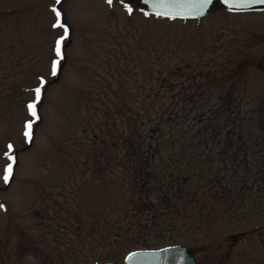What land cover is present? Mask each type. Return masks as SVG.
<instances>
[{"label":"rangeland","instance_id":"1","mask_svg":"<svg viewBox=\"0 0 264 264\" xmlns=\"http://www.w3.org/2000/svg\"><path fill=\"white\" fill-rule=\"evenodd\" d=\"M50 1L0 0V264L122 263L128 243L106 242L97 232L106 230L102 224L91 229L92 220L107 224L121 202L118 183L94 173L96 150L103 148L93 139L109 129L116 105L143 100L126 94L137 91L138 58L151 60L162 47L175 60L225 56L235 77L224 87L244 106L264 109V10L230 13L215 3L198 19L128 21L95 0H66L62 23L71 35L53 76L55 40L64 28L52 27ZM40 76L47 83L35 119L27 105ZM29 119L35 120L30 142L23 137ZM9 142L16 163L5 183ZM241 233L248 234L236 241ZM180 243L197 264H264V212L190 231Z\"/></svg>","mask_w":264,"mask_h":264},{"label":"trees","instance_id":"2","mask_svg":"<svg viewBox=\"0 0 264 264\" xmlns=\"http://www.w3.org/2000/svg\"><path fill=\"white\" fill-rule=\"evenodd\" d=\"M155 53L138 58L137 91L126 92L141 103L116 105L109 129L93 139L103 148L94 173L118 183L121 202L107 224L91 221L92 233L106 226L97 232L110 244L126 241L127 253L181 244L190 231L264 212V109L244 106L224 87L235 77L227 57ZM118 80L124 86L123 75Z\"/></svg>","mask_w":264,"mask_h":264},{"label":"snow or ice","instance_id":"3","mask_svg":"<svg viewBox=\"0 0 264 264\" xmlns=\"http://www.w3.org/2000/svg\"><path fill=\"white\" fill-rule=\"evenodd\" d=\"M61 0H56V3L59 4ZM211 0H144L145 5L150 6L151 11H143V14L145 16H165L171 19H176L177 17L184 18L185 14H192V13H199L201 12L209 3ZM257 0H224V3L233 7H246L249 3H255ZM260 2L264 3V0H260ZM107 3L111 5L113 3V0H107ZM121 3L123 4L124 8L128 12L129 15H131L134 12V8L131 3H127L126 0H121ZM53 11L56 15V21L52 25L53 28L62 27L64 28V35L59 36L55 40V47H54V53L55 58L51 60V74L55 76L58 71L60 70V61L62 59V43L66 36L68 35V30L65 25H63L60 16L61 12L56 8L55 5L52 6ZM47 81L45 80L44 76H40L38 78V84L34 88L35 98L33 100H30L27 108L28 111L31 114V117L35 119H39L38 112H37V105L42 99L44 87L46 85ZM34 119L26 120L23 126V137L31 141L32 138V127L34 124ZM14 153V145L12 142H9L7 144V151L3 153L4 158L8 161L3 168V180L5 183H7L10 178L13 176V169L14 165L16 163V156ZM0 207H3V205H0ZM135 255V254H130Z\"/></svg>","mask_w":264,"mask_h":264},{"label":"water","instance_id":"4","mask_svg":"<svg viewBox=\"0 0 264 264\" xmlns=\"http://www.w3.org/2000/svg\"><path fill=\"white\" fill-rule=\"evenodd\" d=\"M141 2L145 5L144 0H141ZM214 2H218L219 5L227 11L235 13L264 10V3L260 2V0H257L255 3H249L246 7H233L225 4L224 0H211V2L201 12L192 14L186 13L184 18L177 17L176 19H194L205 16ZM145 6L148 11H151L150 6ZM130 254L135 255L130 256ZM102 264H196V259L190 253L186 245L176 244L158 249L134 250L129 252L124 257L122 263L105 261Z\"/></svg>","mask_w":264,"mask_h":264},{"label":"flooded vegetation","instance_id":"5","mask_svg":"<svg viewBox=\"0 0 264 264\" xmlns=\"http://www.w3.org/2000/svg\"><path fill=\"white\" fill-rule=\"evenodd\" d=\"M65 1L66 0H61V2L59 4H57L56 0H52V2L50 1L51 5L49 4L50 7H48V8H52V6L55 5L56 8L58 10H60V12H61L60 19H61V21H66V18L64 16V12H63V8H62V6L65 3ZM95 2L101 8L105 7L106 12H108L107 14H109V12L113 11L114 14L116 16H118L119 18H122V16H124V18H122L123 20L133 21L135 19H137V20L140 19L139 21H157V19H158V16H155V15L145 16L143 14V12L141 11L142 9H143V11H148V10H147L146 6L141 2V0H126V2L127 3H131L133 8H134V12L131 15L128 14V12L124 8L123 4L121 3V0H113V3L111 5H109L107 3V0H95ZM110 15H112V14H110ZM70 35H71V33L68 30V36H70ZM250 232H252V231H250ZM247 234L248 233H241L238 236H235V240L238 241L239 239H242L245 236H247Z\"/></svg>","mask_w":264,"mask_h":264}]
</instances>
